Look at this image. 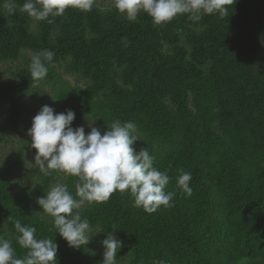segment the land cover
Returning a JSON list of instances; mask_svg holds the SVG:
<instances>
[{"label":"trees","instance_id":"obj_1","mask_svg":"<svg viewBox=\"0 0 264 264\" xmlns=\"http://www.w3.org/2000/svg\"><path fill=\"white\" fill-rule=\"evenodd\" d=\"M0 0V236L12 241L14 222L58 246L56 264H102V241H122L116 264H264V0H236L228 14L200 20L177 15L162 25L141 11L135 21L115 2L94 0L90 11L69 7L40 21ZM54 51L47 75L34 78L32 58ZM48 105L72 110V127L103 131L114 120L136 123L154 166L167 171L173 207L154 213L114 192L81 210L93 237L72 248L37 203L56 183L75 196L78 178L45 175L26 159L34 117ZM191 172V196L177 187ZM75 212V210H73Z\"/></svg>","mask_w":264,"mask_h":264},{"label":"clouds","instance_id":"obj_2","mask_svg":"<svg viewBox=\"0 0 264 264\" xmlns=\"http://www.w3.org/2000/svg\"><path fill=\"white\" fill-rule=\"evenodd\" d=\"M236 0H115V8L135 21L141 11L146 12L156 25L173 20L177 15L189 14L191 19L200 20L205 14H228V6ZM94 0H25L20 10L35 20L49 23L50 17L62 16L69 7L90 11ZM4 7L9 14L17 9L16 0H6ZM54 51L43 50L31 61L30 72L34 78L47 75L46 62L54 59ZM75 113L72 110L56 113L48 105L42 106L33 117L28 135L32 138V148L36 149L35 165L45 175L57 170L78 178L75 196L68 185L56 183L37 203L53 219L57 233L72 248H81L90 243L93 230L87 218H82L80 210L91 203H103L119 191L130 192L134 206L142 207L151 214L161 206L173 207L174 191H166L170 182L167 171L154 166V157L147 148L138 152L133 147L141 140L135 122L114 120L101 133L91 127L85 134L83 127H72ZM192 173L181 170L177 187L191 196ZM75 210V212H73ZM20 234L16 243L26 254L22 258L12 245V241L0 236V264H56L58 246L52 239L36 238V228L14 222ZM104 246L102 264H116L117 253L122 241L110 232L102 241ZM163 264V261L159 262Z\"/></svg>","mask_w":264,"mask_h":264},{"label":"rangeland","instance_id":"obj_3","mask_svg":"<svg viewBox=\"0 0 264 264\" xmlns=\"http://www.w3.org/2000/svg\"><path fill=\"white\" fill-rule=\"evenodd\" d=\"M95 1H96V3H98L99 5H103V6H109L110 4H112V3L115 2V0H95ZM0 72H1V71H0ZM2 114H3V108H2V106L0 105V117L2 116ZM32 120H33L32 115H31V116H28V117L26 118V121H27L28 123H31ZM9 150H10V148H9V145L7 144L6 147H2V148H1V150H0V155H1L2 157H5V156H6V153H8ZM34 157H35V156H34V151L31 150L30 153L28 154V156L26 157V159H30V158H34Z\"/></svg>","mask_w":264,"mask_h":264}]
</instances>
